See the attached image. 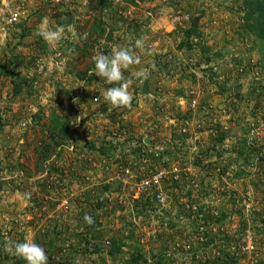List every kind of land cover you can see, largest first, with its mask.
I'll return each instance as SVG.
<instances>
[{
    "label": "rangeland",
    "instance_id": "obj_1",
    "mask_svg": "<svg viewBox=\"0 0 264 264\" xmlns=\"http://www.w3.org/2000/svg\"><path fill=\"white\" fill-rule=\"evenodd\" d=\"M243 10L0 0V264H26L9 239L48 264H264V41ZM45 18L59 44L37 35ZM130 35L152 54L124 70L132 107L113 108L94 57Z\"/></svg>",
    "mask_w": 264,
    "mask_h": 264
},
{
    "label": "clouds",
    "instance_id": "obj_2",
    "mask_svg": "<svg viewBox=\"0 0 264 264\" xmlns=\"http://www.w3.org/2000/svg\"><path fill=\"white\" fill-rule=\"evenodd\" d=\"M37 35L42 37L46 42L59 44L65 39V27L63 25H51L50 21L45 18L42 27L38 29ZM86 33L81 38H86ZM128 44L125 46L115 47L110 55L98 53L94 57V70L97 77L103 78L110 86L103 92L104 101L113 108H131L134 99L133 94L129 91L133 84V79L125 77V71L134 65L141 63L142 54L151 55L152 49L147 46L144 37L133 39L127 37ZM139 50V54L137 53ZM70 53L74 49L68 50ZM150 71L148 68H140L132 73V76L138 81L148 79ZM31 193H25L24 197L30 198ZM85 223L91 225L94 223L89 214L83 217ZM6 253L22 258L26 264H48V255L46 250L35 243L33 239H25L23 242L9 239L4 242Z\"/></svg>",
    "mask_w": 264,
    "mask_h": 264
},
{
    "label": "trees",
    "instance_id": "obj_3",
    "mask_svg": "<svg viewBox=\"0 0 264 264\" xmlns=\"http://www.w3.org/2000/svg\"><path fill=\"white\" fill-rule=\"evenodd\" d=\"M242 21L247 31L264 41V0H243Z\"/></svg>",
    "mask_w": 264,
    "mask_h": 264
},
{
    "label": "built area",
    "instance_id": "obj_4",
    "mask_svg": "<svg viewBox=\"0 0 264 264\" xmlns=\"http://www.w3.org/2000/svg\"><path fill=\"white\" fill-rule=\"evenodd\" d=\"M19 16V10L18 8L13 9L9 12V16H8V21L12 22V21H16L18 19ZM252 246L248 245L247 248L250 249Z\"/></svg>",
    "mask_w": 264,
    "mask_h": 264
}]
</instances>
